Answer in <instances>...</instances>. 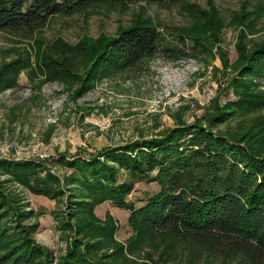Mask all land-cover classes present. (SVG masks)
Wrapping results in <instances>:
<instances>
[{
    "label": "trees",
    "instance_id": "16d2710c",
    "mask_svg": "<svg viewBox=\"0 0 264 264\" xmlns=\"http://www.w3.org/2000/svg\"><path fill=\"white\" fill-rule=\"evenodd\" d=\"M134 1L0 0V32L32 38L59 14L73 15L96 5ZM150 1L173 6L179 0ZM172 39L174 42L168 41V36L148 21L137 22L111 39L85 40L72 47L63 43L49 46L42 58H37V69L47 81H81L80 89L86 90L94 87V80L135 70L159 53L179 59L203 51L199 39L189 42L194 37L188 33L181 32ZM238 50L240 74L231 81V87L239 99L219 107L208 127L182 126L160 138L134 141L89 159L62 158L61 162L73 170L64 184L39 162L0 160V175L10 176L33 195L57 199L69 190L73 199H80L75 202L76 214L71 216L86 215L80 222H88L75 225L81 237L59 264H121L117 259L125 256L124 246L114 238L117 225L113 218L102 226L95 224L94 210L103 203L130 212L129 223L136 239L130 243V253L140 244L163 237L185 242L213 260L264 264V119L241 135L213 132L237 111L248 115L264 110V94L253 90L257 87L254 80L264 78V41L251 52L242 45ZM83 57L90 64L86 79L77 72L82 69L79 59ZM33 65L29 58L4 65L0 84L10 81L15 85L19 72L33 69ZM122 172H127L129 179L121 180ZM145 178L157 183L160 190L137 208L128 197ZM4 185L0 181V264H52L50 251L34 239L39 224L25 222L33 213L6 193ZM74 185L80 187L75 193ZM63 225L72 230L71 220ZM103 250L113 254L102 255Z\"/></svg>",
    "mask_w": 264,
    "mask_h": 264
},
{
    "label": "rangeland",
    "instance_id": "374dc122",
    "mask_svg": "<svg viewBox=\"0 0 264 264\" xmlns=\"http://www.w3.org/2000/svg\"><path fill=\"white\" fill-rule=\"evenodd\" d=\"M142 21L152 23L170 42L181 32L188 33L194 37L189 42L199 39L203 51L179 59L159 53L135 70L94 80V87L86 90L80 89L81 81H47L37 69V58H42L49 46L63 43L72 47L85 40L111 39ZM263 41L264 0H179L173 6L150 0L101 4L73 15L52 17L32 38L0 32V71L6 64L27 58L34 64L33 69L19 72L15 85L10 81L0 84V160L39 162L64 184L73 170L61 162L62 158L89 159L134 141L160 138L182 126L208 127L219 107L239 99L231 87L240 74L238 48L242 45L251 52ZM79 60L82 69L77 72L86 79L90 64L84 57ZM254 82L257 87L253 90L264 94V78ZM245 114L237 111L213 132L241 135L264 119V110ZM120 175L121 180L130 176L127 172ZM148 180L137 183L128 197L137 208L160 190L157 183ZM0 181L5 183L6 193L33 213L25 222L39 224L34 239L50 251L52 264H59L81 237L76 226L88 222H80L86 215L71 216L76 214L75 202L80 199H73L69 190L57 199L33 195L8 175H0ZM72 189L75 193L80 187ZM94 214L98 219L95 224L102 226L110 218L116 223L114 238L125 253L122 260L117 259L121 264H231L213 260L185 242L163 237L140 244L130 253V243L136 240L130 212L103 203ZM70 220L72 230H66L63 224ZM111 252L103 250L101 254Z\"/></svg>",
    "mask_w": 264,
    "mask_h": 264
}]
</instances>
